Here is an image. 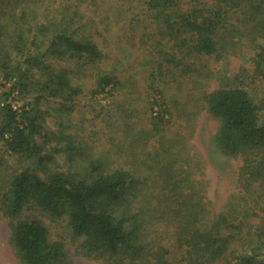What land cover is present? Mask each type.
Here are the masks:
<instances>
[{
  "label": "trees",
  "instance_id": "trees-1",
  "mask_svg": "<svg viewBox=\"0 0 264 264\" xmlns=\"http://www.w3.org/2000/svg\"><path fill=\"white\" fill-rule=\"evenodd\" d=\"M135 1L150 12L155 38L164 40L159 72L174 63L184 75L201 77L198 68L183 66L184 57L241 53L233 78L199 94L218 121L217 150L241 159L238 190L213 212L202 188L189 181L194 172L186 164L198 159L189 139L165 128L157 89L158 109L150 102L147 127L137 129L130 115L114 118L87 151L84 138L67 131L83 91L70 80L76 68L68 62L80 71L97 68L101 49L73 17L48 16L43 0H0V147L19 160L9 168L0 159L8 243L21 264H71L50 229L62 219L78 240L75 254L99 264H264V98L244 84L264 78V0ZM127 24L141 26L134 18ZM96 77L97 91L118 86L112 76ZM42 100L51 105L43 108ZM186 112L176 123L189 119Z\"/></svg>",
  "mask_w": 264,
  "mask_h": 264
},
{
  "label": "rangeland",
  "instance_id": "rangeland-1",
  "mask_svg": "<svg viewBox=\"0 0 264 264\" xmlns=\"http://www.w3.org/2000/svg\"><path fill=\"white\" fill-rule=\"evenodd\" d=\"M42 4L46 7L48 16L57 14L73 17L79 30L84 29L86 34L92 36L103 53V59L97 68L89 67L88 70L80 71L76 61L68 62L69 69L76 68L71 71L70 80L81 84L83 91L75 99V113L71 128L67 131L84 138L87 151H90L95 148L93 135L99 134L100 137L102 133L106 136V122H113L114 118H118L119 123L120 119L130 115L135 117L133 121L137 124V129L145 128L150 124V102L152 108L156 111L158 109V102H153L155 96L152 94L157 89L167 108L168 115L165 118L169 120L167 119L165 128L172 137L176 136L172 133L174 130L178 134L176 137L189 139L190 155L194 160L198 159L199 165L192 162L186 164V170L194 172L190 174L189 181L194 182L195 189L202 188L203 191H200L213 212H220L229 196L238 190L236 182L242 162L240 158H227L217 150L213 136L218 121L202 107L203 99L199 94L201 91L216 89L220 80L226 76L234 77L241 67L239 50L235 49L219 60L213 57H184L183 66L198 68L201 70V77L184 75L182 66L173 68L174 63L169 64V67L163 64L159 72L157 66L161 63L162 56L158 51L162 47L158 42L164 43V40L155 38L156 25L149 19L150 12L135 0H43ZM132 18L141 25L134 30L127 24ZM151 33L154 35L153 39L150 38ZM147 61L149 64H145ZM248 70H251L250 66ZM77 71L82 73L81 76H75ZM97 74L114 77L118 86L111 91L109 88L104 92L97 91ZM244 84L250 94L257 93L264 98V78L254 81L248 79ZM28 96L32 97L33 94ZM44 102L45 100L41 101L43 108L51 105ZM195 110L198 115L193 121ZM184 111H188L186 113L189 115L186 116L189 119L176 123L177 116ZM190 113L193 114L192 117ZM261 119L264 120V111L261 112ZM100 120H103V125L98 124ZM54 122L52 118H46V124L51 129L56 128ZM107 127L109 130L108 124ZM0 159L9 168L19 163L16 157H12L1 147ZM252 194L255 196V193ZM251 221L257 224L255 218H251ZM50 229L55 239L64 242L71 264H99L75 254L78 240L73 239L64 220L53 223ZM9 234L7 222L0 221V264H21L8 243Z\"/></svg>",
  "mask_w": 264,
  "mask_h": 264
}]
</instances>
